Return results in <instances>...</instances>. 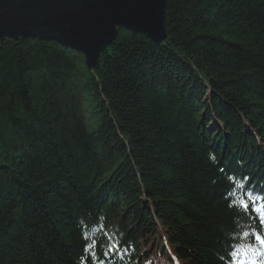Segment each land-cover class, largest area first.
I'll return each mask as SVG.
<instances>
[{
	"label": "trees",
	"instance_id": "trees-1",
	"mask_svg": "<svg viewBox=\"0 0 264 264\" xmlns=\"http://www.w3.org/2000/svg\"><path fill=\"white\" fill-rule=\"evenodd\" d=\"M165 28H119L94 71L2 43L0 264L264 261L239 206L264 193V0H168Z\"/></svg>",
	"mask_w": 264,
	"mask_h": 264
},
{
	"label": "water",
	"instance_id": "water-1",
	"mask_svg": "<svg viewBox=\"0 0 264 264\" xmlns=\"http://www.w3.org/2000/svg\"><path fill=\"white\" fill-rule=\"evenodd\" d=\"M168 0H0V48L4 42L37 39L82 54L94 71L119 28L167 39Z\"/></svg>",
	"mask_w": 264,
	"mask_h": 264
},
{
	"label": "snow or ice",
	"instance_id": "snow-or-ice-1",
	"mask_svg": "<svg viewBox=\"0 0 264 264\" xmlns=\"http://www.w3.org/2000/svg\"><path fill=\"white\" fill-rule=\"evenodd\" d=\"M214 159V157H212ZM232 195H235V192H232ZM257 200H260L261 203L258 205ZM230 206V205H229ZM239 206L244 210L240 215L248 216V213L254 212L258 214V223L261 228H264V193H256L253 190L252 186L241 185V192L239 197ZM249 219H253L254 217H248ZM252 235L254 236L255 241L259 244V249H255L252 247L251 242H249L248 247L251 248L254 252V255L259 257H264V235H261L259 231L253 229ZM245 239L249 238L250 233L245 231L243 233ZM118 246H114V248L109 249V251H115ZM231 245L229 244V249ZM232 255H238L237 252H232ZM242 264H247L246 261L242 262ZM252 264H264V261H259L253 259Z\"/></svg>",
	"mask_w": 264,
	"mask_h": 264
},
{
	"label": "bare ground",
	"instance_id": "bare-ground-1",
	"mask_svg": "<svg viewBox=\"0 0 264 264\" xmlns=\"http://www.w3.org/2000/svg\"><path fill=\"white\" fill-rule=\"evenodd\" d=\"M166 245V244H165ZM168 247V245H166Z\"/></svg>",
	"mask_w": 264,
	"mask_h": 264
}]
</instances>
